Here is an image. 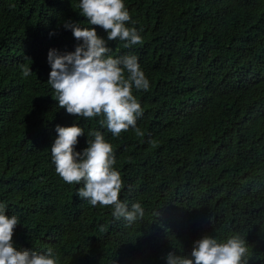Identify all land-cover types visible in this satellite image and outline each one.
Returning a JSON list of instances; mask_svg holds the SVG:
<instances>
[{
  "label": "trees",
  "instance_id": "1",
  "mask_svg": "<svg viewBox=\"0 0 264 264\" xmlns=\"http://www.w3.org/2000/svg\"><path fill=\"white\" fill-rule=\"evenodd\" d=\"M80 0H0V204L16 215L18 250H53L57 264H166L191 257L195 241L233 234L264 264V0H125L142 44L107 41L113 57L138 58L150 87L134 91L143 115L114 137L99 117L59 108L47 83L48 53L82 43L66 22L91 27ZM33 73L22 76L21 66ZM78 124L113 145L129 208L142 220H116L92 207L55 172L56 127ZM104 231H101V228Z\"/></svg>",
  "mask_w": 264,
  "mask_h": 264
},
{
  "label": "clouds",
  "instance_id": "2",
  "mask_svg": "<svg viewBox=\"0 0 264 264\" xmlns=\"http://www.w3.org/2000/svg\"><path fill=\"white\" fill-rule=\"evenodd\" d=\"M79 14L91 27L66 22L64 27L72 30L76 40L82 41L74 52L48 53L51 71L47 83L54 90L59 108L78 118L99 117V124L114 136L135 131L138 137L144 132L137 127L143 108L134 95L150 87L138 58L134 55L113 57L107 41H124L129 48L142 44L143 39L135 27H128L132 17L125 0H80ZM99 26L107 34V41L98 35ZM22 76L33 73L22 65ZM57 138L51 146V158L55 172L67 184L81 185L76 195L92 207H111L116 220L123 218L129 225L145 216V210L137 202L129 206L122 202L120 193L124 188L121 174L114 168V148L100 131L89 132L94 139L82 152L75 150L78 138L84 130L78 124L64 127L57 125ZM16 215H7L6 206L0 204V264H57L53 250L45 252L18 250L13 244ZM104 231L102 227L100 229ZM191 257L171 251L164 259L166 264H248L249 246L238 233L221 241L216 237H203L195 241Z\"/></svg>",
  "mask_w": 264,
  "mask_h": 264
}]
</instances>
